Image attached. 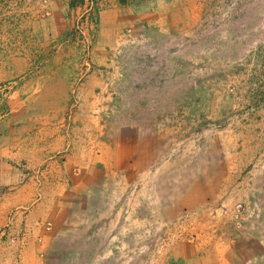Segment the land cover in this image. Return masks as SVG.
<instances>
[{"label": "rangeland", "instance_id": "374dc122", "mask_svg": "<svg viewBox=\"0 0 264 264\" xmlns=\"http://www.w3.org/2000/svg\"><path fill=\"white\" fill-rule=\"evenodd\" d=\"M106 8L127 20L122 75L146 98L107 121L145 127L146 175L52 264H264V0H0V47L40 62L48 35L99 29Z\"/></svg>", "mask_w": 264, "mask_h": 264}, {"label": "crops", "instance_id": "0c3cea01", "mask_svg": "<svg viewBox=\"0 0 264 264\" xmlns=\"http://www.w3.org/2000/svg\"><path fill=\"white\" fill-rule=\"evenodd\" d=\"M98 13L99 29L48 35L40 62L27 44L0 47V85L10 84L0 99V264L63 260L67 244L91 237L83 215L129 198L130 175L145 179L134 168L145 164V127L107 121L140 115L122 102L146 99L134 96L144 83L122 75L134 36L113 9Z\"/></svg>", "mask_w": 264, "mask_h": 264}, {"label": "built area", "instance_id": "2783aa9c", "mask_svg": "<svg viewBox=\"0 0 264 264\" xmlns=\"http://www.w3.org/2000/svg\"><path fill=\"white\" fill-rule=\"evenodd\" d=\"M9 90H10V84L0 85V99L8 95Z\"/></svg>", "mask_w": 264, "mask_h": 264}, {"label": "bare ground", "instance_id": "6f19581e", "mask_svg": "<svg viewBox=\"0 0 264 264\" xmlns=\"http://www.w3.org/2000/svg\"><path fill=\"white\" fill-rule=\"evenodd\" d=\"M218 263V262H217Z\"/></svg>", "mask_w": 264, "mask_h": 264}]
</instances>
